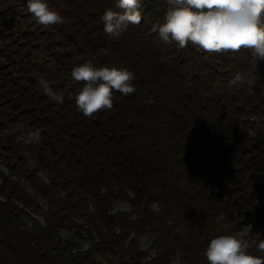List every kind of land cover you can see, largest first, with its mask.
<instances>
[{
  "label": "trees",
  "instance_id": "1",
  "mask_svg": "<svg viewBox=\"0 0 264 264\" xmlns=\"http://www.w3.org/2000/svg\"><path fill=\"white\" fill-rule=\"evenodd\" d=\"M46 2L63 24H37L27 0L0 3V108L22 125L5 161L18 180L0 184V264H171L174 256L208 264L211 239L249 224L258 255L264 90L248 83L250 51L208 55L164 43L152 28L164 22L166 0H141L140 25L119 40L100 19L120 11L117 0ZM86 61L129 69L136 91L115 93L111 110L84 117L69 97L83 86L71 71ZM236 73L243 80L230 85ZM41 78L63 103L44 94ZM37 129L38 142L20 139ZM124 203L129 212H114ZM30 215L43 223L19 226ZM71 226L95 234L86 249L60 240ZM143 237L153 240L142 249Z\"/></svg>",
  "mask_w": 264,
  "mask_h": 264
},
{
  "label": "clouds",
  "instance_id": "2",
  "mask_svg": "<svg viewBox=\"0 0 264 264\" xmlns=\"http://www.w3.org/2000/svg\"><path fill=\"white\" fill-rule=\"evenodd\" d=\"M166 3L164 22L152 28L164 43L174 41L180 49L191 44L208 55L238 53L244 49L256 60H264V0H166ZM116 8L120 11L106 9L100 19L104 33L119 40L129 26L140 25L141 0H117ZM26 9L45 28L64 23V18L46 0H27ZM71 77L73 82L83 84L69 99L74 98L77 110L84 117L111 110L115 93L128 96L136 91L135 74L123 67H97L86 61L73 67ZM242 80V75L236 73L229 84ZM38 83L46 96L63 103L64 97L54 92L47 80L41 78ZM20 139L25 143L38 142L40 130ZM251 230L249 224L236 235L211 239L204 252L208 264H264V257L249 251L256 244L247 239ZM257 251L264 253V240L259 241Z\"/></svg>",
  "mask_w": 264,
  "mask_h": 264
},
{
  "label": "rangeland",
  "instance_id": "3",
  "mask_svg": "<svg viewBox=\"0 0 264 264\" xmlns=\"http://www.w3.org/2000/svg\"><path fill=\"white\" fill-rule=\"evenodd\" d=\"M2 0H0V3ZM0 29H4L3 25L0 22ZM11 31L16 30L15 23L12 24V27L10 29ZM4 56L10 57V53H5ZM248 83L256 86L258 88H261L264 90V60H256L253 57L252 67L248 71ZM7 110L5 108H0V123H2L6 129L5 131L0 134V184L4 178H11L12 180H18L17 176V168L10 169L6 166L5 161H8L13 158V152L12 150L15 148V145L17 144V137L20 134V128L22 125L16 124L13 125L8 119H7ZM40 176H44L42 173H40ZM20 185L23 187H27L26 184L23 181H19ZM27 192L31 193L29 189H27ZM0 200L5 201V199L0 195ZM17 203L20 207L23 206V204L19 202ZM42 204V201H40ZM117 211H130V207L128 204H118L115 208L114 212ZM33 223H43V218L40 215H30V216H24L19 221V226H31ZM91 236L95 238V234H91L89 231L84 230H77L76 227H64L60 230V240L63 242H66L70 244L71 249L73 251L86 249L90 245ZM153 238L150 237H143L140 240V245L143 248H146ZM257 250V247H256ZM258 252V251H257ZM258 255L264 256V253L258 252ZM181 264L179 261L178 256H174L172 258L171 264Z\"/></svg>",
  "mask_w": 264,
  "mask_h": 264
}]
</instances>
